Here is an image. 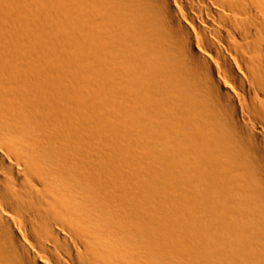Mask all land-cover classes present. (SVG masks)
Here are the masks:
<instances>
[{
  "label": "bare ground",
  "instance_id": "bare-ground-1",
  "mask_svg": "<svg viewBox=\"0 0 264 264\" xmlns=\"http://www.w3.org/2000/svg\"><path fill=\"white\" fill-rule=\"evenodd\" d=\"M0 264H264V0H0Z\"/></svg>",
  "mask_w": 264,
  "mask_h": 264
}]
</instances>
